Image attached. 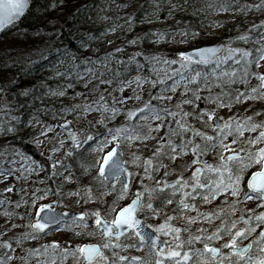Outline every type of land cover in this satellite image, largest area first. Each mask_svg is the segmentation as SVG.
<instances>
[{
    "label": "trees",
    "instance_id": "obj_1",
    "mask_svg": "<svg viewBox=\"0 0 264 264\" xmlns=\"http://www.w3.org/2000/svg\"><path fill=\"white\" fill-rule=\"evenodd\" d=\"M164 1H171L174 5L183 3V0H154L152 4L150 0H118L115 7L111 3L103 7L108 11L106 24L89 27L83 18L95 6L100 5L98 0H32L27 14L16 27L5 31L0 40H4V34L15 28L19 32H33L32 22L37 21L40 23L38 29L48 36L52 46L44 51V55L27 61L20 68L15 64L0 65V171L16 154H24L43 166L44 174L40 180L43 182V189L50 187L52 191L57 190L60 184H55L52 177L57 178L64 172L73 173L77 180L85 179L81 193L85 203L99 201V189L114 191L116 188L106 186L99 178L96 157L89 158L88 154L103 144H109L110 139L121 133L122 143L127 146H124L125 149L134 144V150L128 151L130 159L126 161L134 160V164L137 163L138 169L143 173V187L136 190L143 200L149 202L152 212H156L162 203L170 201L175 202L179 208L168 217V222L175 225L183 247L182 263L174 264H204L208 259L204 251L205 244L233 240V244L237 245L250 237L253 242L248 254L250 260L246 261L245 257L236 255L233 264H256V261L264 259V228L257 230L259 225L264 226V199L259 200L261 208L247 209L235 205L238 204V195L242 196L240 201L249 196L245 179L255 158L262 155L260 152L256 154L257 149L252 153L253 149L250 152L253 156L247 157L246 151L241 147V156L233 159L235 162L239 161L236 164L228 162L222 156V151L225 146L240 147L242 138L249 148L256 127L264 129L257 86L253 87L252 82V79L258 77L257 62L263 55L264 43L260 39L264 37V14H258V9L264 8V0H253L258 2V6L249 14L260 17L261 25L256 26L245 23L244 17L247 14L243 0H233L238 8L237 17L233 16L235 23H225L223 34L208 42L223 41L226 49L232 50L233 55L220 64L189 62L180 57L183 49L165 45L155 47V34L160 33L163 39H169L176 32L187 35L198 33L200 40L196 39L191 47L203 45L201 34L211 22L208 14L203 15L198 7H193L190 11L174 12L172 21L147 25L151 21L148 15L164 12ZM218 1L225 5L230 0ZM60 2L64 4L60 5ZM188 7L190 4H186V8ZM227 7L222 6L217 10ZM58 12L60 14L54 18ZM38 13L40 15L37 17ZM42 17L46 20L40 21ZM51 22L54 25L49 28L48 35L46 29ZM107 32L114 33L117 37L110 48L106 47V43H98V38L102 37L100 35ZM258 47L261 48L259 52ZM4 49L6 48L0 49V55L6 58L9 52ZM175 61L177 62L173 65ZM82 62L87 63L86 68L95 73L89 85V98L81 91L84 83L72 78L75 74H65L68 66L75 63L82 66ZM154 62L162 66L161 72H150ZM211 66L212 70L208 72ZM195 68L203 70L196 78L184 74H194ZM134 73L149 79L148 96L138 107L126 109L123 123L107 126L105 119L96 127L95 118H85L84 113L88 110L94 113L99 104L112 105L119 88ZM67 75L68 78L63 81L61 77ZM66 82L74 84V87L67 86ZM56 84L63 85L66 96L44 98L45 91ZM169 92L179 93L180 97L184 94L188 103L181 102L180 97L171 102L159 97L161 93ZM77 102L80 103L76 104ZM38 103L41 106H37ZM31 104L35 107L31 108ZM210 104H216L217 110H232L236 113L235 119L223 122L222 127L214 126V110L210 108ZM76 110L82 115L80 126L74 134H70L64 154L52 159L47 152L35 146L33 139L37 132L30 128L27 120L34 113L37 119H43L46 126H54L59 124L64 115L75 120L72 113ZM158 120H161L162 127L157 125ZM34 121L36 120H32L31 124ZM106 136V140H103ZM125 149L123 151L127 153ZM209 160L210 166L206 168L205 176L191 180L186 169L189 172V167L195 162L206 163ZM134 177L133 172L132 180ZM118 192L130 197L134 195V190L122 191L121 187ZM222 195H230L234 199L226 206L214 205L208 211L206 206L211 204L210 201ZM13 203L15 209L19 210L21 198H14ZM1 204L0 199V208ZM78 206L73 202L68 208L76 210ZM181 207L185 208L182 214ZM201 208V213L207 212V215L216 217V224H212L211 229L199 228L196 232L188 230V220L197 218ZM12 211L15 214V210ZM23 211L27 223H30L34 206L27 204ZM232 212L233 216L229 217L228 214ZM18 213L19 216L23 215ZM203 217V220L207 219ZM214 220L209 219L211 223ZM92 222L93 218L87 215L84 223ZM238 229L240 231L236 235ZM34 237L41 243L31 246L24 243L21 247L13 248V253L20 262L31 260V255H36L44 264L52 263L54 258L60 263L67 260L69 264H84L75 246L56 242L42 243L44 235L41 234H35ZM134 241L135 247L150 252L149 256H140L136 264H173L136 238ZM230 248L224 247L223 251L227 252ZM252 256H255V260ZM47 260L49 261L46 262ZM116 260L117 258L108 259L103 264H115ZM122 263L125 261L122 260Z\"/></svg>",
    "mask_w": 264,
    "mask_h": 264
},
{
    "label": "rangeland",
    "instance_id": "obj_2",
    "mask_svg": "<svg viewBox=\"0 0 264 264\" xmlns=\"http://www.w3.org/2000/svg\"><path fill=\"white\" fill-rule=\"evenodd\" d=\"M100 2V5H97L94 7V9L90 12L89 15L84 17L83 19L86 21V25L89 27H99L103 26L108 22V17L106 16L108 11H105L103 7L108 6L109 3L112 4L113 7L116 6L118 0H98ZM150 3H154V0H150ZM64 3L60 2V5H63ZM183 4V5H182ZM182 4L174 5L171 1H164V12L163 13H152L151 15H148V18H151V21L147 23V25H153V24H164L165 21H172L174 20V12L182 13L185 10L190 11L193 7H198L199 11L203 13V15L208 14V19L211 20V22L206 26V30H204L201 34L202 36V42L204 44H207L209 41L214 40L217 38V36H220L223 34V30L225 28V23L234 24L235 19L234 17H237L236 12L238 11L234 4H236L233 0L226 1L225 5L224 3L218 1V0H183ZM186 4H190V7L186 8ZM231 4V5H229ZM222 6H228L227 8H231L230 10L225 8L224 10L218 11L219 7ZM258 6V2H254L253 0H243V7H245L246 16L244 17L246 24L251 25H258L260 17L257 15H250L249 13L253 11L254 7ZM36 8V7H35ZM233 8V9H232ZM236 9V10H235ZM51 10V8H50ZM60 12L56 14L54 18H56ZM258 14L263 15L264 14V8L258 9ZM40 13H38L36 16L38 17ZM223 18V19H222ZM225 18V19H224ZM229 18V19H228ZM43 17L40 19V21H44ZM222 22V23H221ZM28 23V22H27ZM221 23V24H220ZM39 22H32V28L33 32L26 33L25 31L19 32L18 30L13 29L14 31H11L8 34H4L2 38L4 40H0V49L6 48V52L8 51V55L6 58L2 57L0 55V65L1 64H12L14 66L17 65V67L23 66L27 61L36 59L42 55H44V51H47L48 48L52 46V42L48 39V36L45 35L44 32H42L40 29H38ZM54 25V22H51L47 25L46 29L50 31V27ZM116 25V24H113ZM261 25V24H260ZM49 26V27H48ZM120 26V25H118ZM16 27V26H14ZM12 27V28H14ZM111 29V28H110ZM108 29V30H110ZM260 30V29H257ZM98 38V43L105 44L106 47L110 48L113 46L116 42V36L114 33H102ZM156 39L155 47H160L162 45H165L170 48H176V49H187L190 48L191 45L195 42L196 39L200 40L199 34H180L178 32L172 33L169 37V39H163L160 35V33L155 34ZM260 42L264 43V37H261ZM261 51V48L258 47V52ZM263 55H261V58L259 62H257V74L258 77L252 79L253 87L257 86V93H258V103H261V110L263 112V115L261 116L264 118V48L262 47ZM233 55L232 50H225L224 53L221 55L219 59L213 62V64L217 63H225L231 56ZM177 61H175L174 64H176ZM87 63L82 62V66H78L77 63L68 66L65 70L67 73L65 74H75L72 78H76L78 81L79 79L84 83L82 84L81 91L84 92V95L89 98L91 95V89H89V85L92 82V78L95 75L92 69L86 68ZM5 67V66H4ZM212 66L208 68V72H210L212 69ZM151 73H158L162 71V66L157 62H154V65L150 67ZM203 70L200 69H194V74H186L187 76L193 75L194 78H196V75H198ZM60 74V73H59ZM185 76V77H187ZM184 77V78H185ZM68 78V75L66 77H61V79L64 81ZM67 86H70L71 88L74 87V84H70V82H66ZM148 85H149V79L147 77H142L138 73L132 74L128 80H126L123 84V87L118 91V94L114 97L112 101V105H98V110L94 113L90 110L86 111L84 114L85 118L91 119L92 117L95 118L94 123L96 124V127H99L105 119V124L107 126H111L116 123H123V119L125 118L124 112L127 110H130L131 108L138 107L142 104V102L147 98L148 96ZM67 92L64 91L63 85L56 84L52 86L51 88H48L43 97L46 99L49 98H64L66 96ZM164 101H173L176 98H179V93H173L169 92L161 93L159 96ZM181 102L188 103L186 100V96L183 94L180 97ZM80 102H77L76 104H79ZM257 103V104H258ZM37 106H41L40 103L36 104ZM78 106V105H77ZM89 106V105H88ZM193 106V105H192ZM190 106V107H192ZM210 108H212L213 111V117H217L218 119H221L223 122H229L235 119L236 113L232 110H228L226 108L223 109H215L216 104H210ZM31 108H34L33 104L30 105ZM75 120H72L71 117L68 115H64L63 118H61L60 122H63L65 120H68L71 122V124L74 126V132L78 129L80 126V120H81V113L76 110L72 113ZM260 117V118H261ZM27 120V119H26ZM32 120H36L31 124ZM30 123V128L33 130H36V134L34 136V144L35 146L48 153L49 156H51L52 159H56L60 156H62L65 152V147L69 143L70 140V134L66 133L62 130L61 127L58 125L54 126H46L44 124L43 119H37L36 114H32V117L27 120ZM158 126L162 127L161 120L156 122ZM257 130L255 131V134L253 136V139L251 141V144L249 145V148H247V143L244 142V138L241 139V146H225L224 150L222 151V156L228 160V162H233L238 164V162L233 161V159L240 157V155L237 152L243 150L246 151L247 157L253 156L250 155L251 150L252 153L256 151V154L260 152V155L262 157H256L253 161L252 165L249 168V173L252 171H255L257 169H260L262 159H264V132L263 127H256ZM73 132V133H74ZM122 134L116 135L114 139H110L109 144H103L101 147H99L97 150H94L93 152H89V158L96 157L95 160L99 162L101 160L102 155L108 151L115 141L121 142V147L123 149L124 143H122L121 140ZM107 136L103 139L106 140ZM126 141V140H125ZM128 142V141H126ZM134 144H131L127 149V153H125V158L128 160L130 159L128 155L129 150H134ZM242 158V157H241ZM129 163V164H128ZM134 160L131 162L126 163L128 171L131 173L134 172V179L132 180L130 184V189L134 190V193L137 192L136 189H140L143 187L144 180L142 176L144 177L143 173L140 172L138 169V164H134ZM210 166V160L206 163H200L195 162L186 169V173L190 175V179L193 180L197 179L199 177H202L206 173V168ZM97 169V168H96ZM44 174L43 166L39 163H36L34 160H31L24 154H16L14 157H12L11 161H9L8 164H5L3 167V171H0V199L2 201V207L0 208V263L2 264H44L41 262V259L38 256L31 255L33 259L26 260L25 262H20V259H18V256L13 253V248L16 246L21 247L24 245V243H27V245L31 246L35 243H41L39 240L35 239L36 231L31 226V222L27 223L26 217L24 215L23 209L27 208V204H30L34 206L35 208L43 204L45 202H48L50 200H56V208L62 210L67 209L69 204L75 202L79 206L77 210H84L89 214H93V222H95L94 217L96 213L99 211H107L110 214L108 215V219L112 220V214L114 215L115 211L122 205L126 204L130 200V196L125 195L124 193H114L110 190H107L105 188L99 189L97 192L99 194V198H101L99 201H89L85 203L84 195L81 194L84 190V178L81 180H77L75 178V175L73 173H63L59 177L55 178L52 177V180L55 182V184H60L57 190L52 191L49 188L43 189V182L40 181L41 177ZM205 176V175H204ZM40 181V182H39ZM38 182V183H37ZM57 186V185H56ZM19 197L21 198V205L19 206V210L21 213H18L19 210L15 209L14 207V198ZM242 196L238 195L235 206H241L243 208L247 209H253V208H261L260 205L257 203V201L254 199V197H247L243 201H240L239 199ZM119 198V199H116ZM231 199H234L230 195H222L219 196L216 199H213L210 201V205L206 206V209L209 211L213 209L214 205H222L226 206L227 203L232 202ZM25 203V204H24ZM209 204V203H208ZM23 205L25 208H23ZM4 206V207H3ZM150 204L146 200L141 201V211H139L140 217H142L148 225L153 228L159 235H161L166 242L168 243V251L164 255L166 259L173 261L174 263H182L183 260V247L181 246V242H179L180 237L176 233V227L173 223L168 222V217H171L174 212H176L179 208L175 205V202H165L162 203L161 207L155 212H152L150 209ZM185 208L181 207V214L182 211ZM201 208L198 211L197 218L193 217L191 221L188 220L187 227L188 230L196 232L195 230L201 228L206 229L212 228V224L209 221V219L214 220L216 217L207 215V212H202ZM12 210H15V214ZM22 214L21 216L17 215ZM205 214V216H204ZM234 212L231 214H228L229 217L233 216ZM204 216V217H203ZM207 218L205 220L202 219ZM180 218V215H179ZM232 218H235L232 217ZM215 221V220H214ZM214 225V223H213ZM201 226H205V228H202ZM68 228H72L71 230H68ZM68 228H58L50 233H47L46 236H44L41 241L42 243H61L65 242L70 244V247L76 246L79 248V246L83 243H89V242H98L102 241L101 233L98 232L96 225L94 224H85V223H79V222H73L71 223V226ZM207 231V230H206ZM238 229L236 231L239 232ZM198 235V233H195ZM207 236V234H205ZM194 238V236H192ZM188 239V237H187ZM19 243H22L19 244ZM135 241L133 237L124 239L123 242H118L116 245L105 243L104 247L108 251L104 250V253L99 258L97 264L99 262H102V264L107 260V258L111 259L113 257H116L119 259L123 258L124 254L130 255L129 264H136V261L139 259L140 256L145 255L149 256L150 252L146 249L141 248H135ZM232 242H229L227 245H231ZM218 245H224L222 243ZM114 247V249H112ZM63 255V254H62ZM208 257V256H207ZM224 259L227 261L228 264L234 263V258L231 256L230 253H226L223 255ZM255 260V256H252ZM249 257L246 258V260ZM62 259V258H61ZM133 259H136L134 262ZM64 260V259H63ZM207 260V259H206ZM210 258H208V261ZM47 260L46 262H48ZM118 262V261H117ZM115 264H121L117 263ZM45 264H69L67 260H64V263H60L57 261L56 258L53 259L52 263H45ZM114 264V263H113Z\"/></svg>",
    "mask_w": 264,
    "mask_h": 264
},
{
    "label": "water",
    "instance_id": "obj_3",
    "mask_svg": "<svg viewBox=\"0 0 264 264\" xmlns=\"http://www.w3.org/2000/svg\"><path fill=\"white\" fill-rule=\"evenodd\" d=\"M31 2L32 0H0V34L21 20L27 13ZM223 49L224 44L222 42L212 43L184 50L180 53V56L189 61L208 62L215 59ZM213 121L217 126L221 125V121L217 118H214ZM61 126L66 131L73 130L69 121L62 123ZM98 173L110 185H115L116 180L121 178L124 189L128 187L130 178L118 142L103 155ZM246 183L251 192L264 196V160L262 168L253 172ZM54 205L55 201H51L38 206L35 213L36 218L32 222L34 228L44 232L46 229L60 223L83 220L85 218L84 212H76L69 209L58 210L54 208ZM139 206L140 196L136 195L117 211L113 222H109L104 216L98 215L96 222L98 229L102 232L103 237L111 238L113 241L122 238L133 230L139 240L152 247H157L160 253L166 252L167 243L165 240L148 227L146 222L137 215ZM249 248L250 244L246 243L239 248L233 249V251L244 255ZM206 250L210 252L213 258H217L221 253V249L217 246H207ZM80 252L84 262L91 263L99 257L102 249L98 243H84L80 247ZM212 264H223V261ZM261 264H264V261Z\"/></svg>",
    "mask_w": 264,
    "mask_h": 264
}]
</instances>
